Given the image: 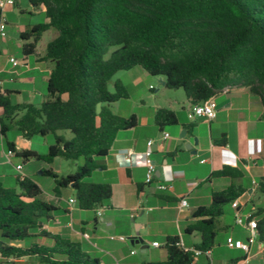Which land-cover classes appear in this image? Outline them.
<instances>
[{"label":"trees","instance_id":"obj_1","mask_svg":"<svg viewBox=\"0 0 264 264\" xmlns=\"http://www.w3.org/2000/svg\"><path fill=\"white\" fill-rule=\"evenodd\" d=\"M29 2L41 8L50 21L20 34L22 54L33 55L47 30L58 33L46 44L42 57L53 64L47 96L35 106L13 103L11 93H0V133L6 138L15 127L28 140L36 135L54 136L47 154L17 151L15 144L7 141L8 149L25 161L83 158L84 163L73 174L60 176L52 169L43 170L54 179L55 196L63 189H73L81 210H96L112 197L110 183L84 179L104 168L102 158L110 152L118 133L138 124L137 115L124 117L112 110L114 103L129 98L121 80H116L110 91L109 81L116 73L139 66L151 76L163 77L167 88L182 89L192 104L215 97L226 86L242 85L260 98L264 109V0ZM154 122L162 131L177 125L179 119L174 110L160 108ZM192 127V123L186 125L187 130ZM221 177L230 178V185L213 192L210 205L197 208L192 213L194 221L185 228L186 234L199 233L200 243L185 249L178 236L167 237L166 259L142 264H194L195 251L207 254L214 249L222 231L224 207L246 192L239 182L243 177L240 169L224 165L208 180ZM16 184L17 188L0 182V264H28L27 259L38 264H104L80 242L46 229L57 207L39 198L42 189L36 181L16 176ZM257 189L264 194V177ZM251 216L258 220L262 233L264 207Z\"/></svg>","mask_w":264,"mask_h":264},{"label":"crops","instance_id":"obj_2","mask_svg":"<svg viewBox=\"0 0 264 264\" xmlns=\"http://www.w3.org/2000/svg\"><path fill=\"white\" fill-rule=\"evenodd\" d=\"M16 5L17 0L13 7L3 8L5 19L6 14L14 12ZM30 14L41 17L42 21L39 23L50 21L41 8L34 7ZM27 27L26 25L22 26L21 33L28 30ZM50 30L54 29L47 31ZM5 40H1L4 41V45L0 46V80L2 81L0 93L7 94L9 92L11 93L10 97L14 93H21L19 87L10 85L16 80L6 76L9 65L12 66L10 69L12 72L18 70L21 65H25L26 70L22 79L25 82L35 84L37 78H41L48 84L53 64L42 59L45 52L43 55H38L34 61L29 60V56H24L22 61H18V66H13L9 61V58L12 57L9 56L10 47ZM22 44L19 45L20 48ZM30 73L32 74L30 75ZM161 83L165 86L164 78ZM178 90L180 89H175L177 92ZM185 99L186 101H183L184 112L178 111L176 108H169L177 113L179 119L177 125L167 126L162 131L159 130L154 122L155 113L158 109L167 107L157 106L150 117L146 118L147 125L151 123V119L153 120V129L149 138L136 137L137 128L129 131V134L134 135L130 139L122 135L123 133H118L110 152L103 161L104 168L97 169L105 174L103 182L112 185L113 194L107 205L104 203L96 210H81L76 203H69L70 199L76 201L75 194L71 193L69 188L63 189L59 197L54 196V199L50 201L56 205L57 210L52 213L53 221L45 226L46 229L54 234H60L80 242L84 250L104 264H142L145 261L165 260L167 256L165 249V252L162 253L152 252L153 259H134L126 253V243H116L109 236L113 233L117 234L120 228L126 227L128 219H131L135 231V236L130 237L131 244L136 247L132 240H138L141 244L140 250L145 256L149 251L147 243H149V235L152 234L151 230L154 225L159 227L158 234L165 241L167 237L178 236L182 247L192 249L194 245L200 243L201 237L196 232L187 234L195 241L186 245L185 228L194 221L192 213L197 208L210 205L213 192L224 190L230 185L231 179L226 177L208 180L213 171L221 169L224 165L236 167L243 172V177L239 182L244 185L246 192L237 200L242 214L253 213L255 209L249 210L247 203L254 193L259 192L257 185L259 180L264 177V109L260 98L253 95L246 86H232L229 92H221L214 97L218 111L216 118L211 121L205 118L191 121L188 118V111L193 104L187 97ZM178 102L175 100V103ZM137 118L139 119L138 116ZM190 123L193 124V127L191 130H187L186 125ZM156 130L162 133L160 138H157ZM183 131L186 132L183 133ZM164 133L168 134L167 139H164ZM195 138L197 139L196 143ZM148 141L153 142L152 160L156 167L155 180L150 184L145 183L146 166L144 163V152L147 149ZM13 143L17 151L32 150L21 148L17 143ZM27 144L31 145L28 139ZM186 145H191V150L186 149ZM7 152L0 155V182L2 183L9 177L6 165L21 164L20 162L13 164L12 159L16 157L15 155L11 159V163L7 162ZM53 171L57 173L55 170ZM22 175L29 177L23 173V169ZM161 183L167 185L166 190L158 189V185ZM183 198L186 199L187 205L180 207V200ZM230 207L235 214L231 203ZM260 207L264 206L261 205L257 209ZM77 209L90 211L93 216L85 219L75 215ZM98 212L101 215H98ZM223 217L222 231H226L229 226L226 223L223 225ZM127 226L129 227V225ZM230 227L226 233L225 242L228 237H232L236 241L246 240L242 236L243 233L247 236V231L243 227L235 224V227L239 228L237 231L234 227ZM98 232L104 234L101 235ZM127 235H132V232L127 230ZM155 241L158 242L152 240V246ZM158 243L159 247L153 246L156 250L162 246L160 242ZM213 251L214 249L207 254L198 255L194 264H208L209 262L212 264ZM130 254H133V251ZM242 256L241 251L239 255L227 258L222 263L237 264V260ZM255 259L264 260V255L260 253L258 245H254L251 249L250 264Z\"/></svg>","mask_w":264,"mask_h":264},{"label":"rangeland","instance_id":"obj_3","mask_svg":"<svg viewBox=\"0 0 264 264\" xmlns=\"http://www.w3.org/2000/svg\"><path fill=\"white\" fill-rule=\"evenodd\" d=\"M34 6L31 5L29 0H17V5L14 9L13 13L6 14V21H8V28H7V37H6V44L10 47V57H14L18 61H22L24 59V55L22 54V49L19 47L21 43L24 41L21 39V28L22 26H28L29 29L32 25L41 22V17L37 15H31L30 13L33 12ZM24 10V12H21ZM57 32L55 30L47 31L43 34L42 38L38 42L36 52L33 55L29 56V60L34 61V59L38 55H43L45 52L46 44L55 36ZM4 45V41L0 42V46ZM109 56V53L106 57ZM11 65H9L7 69L6 76L12 77L16 81L11 83L12 86H17L21 89V93L19 94H12L11 100L13 103H32L35 106H40L41 103L46 99L47 96V84L41 78H37L35 84H31L28 82L23 81V74H25V65H21V67L16 71H11ZM32 73H30L31 75ZM122 80L124 85L127 87L129 91V98L122 99L113 104V110L125 117H130L132 114H135L139 117L136 130V137L140 139H146L151 136V131L153 129V120L151 119L149 125H147L146 118L152 114L153 110L157 106L167 107V108H176L178 111L183 110V101H186V94L185 92L180 89L175 91L174 88H167L161 83L163 77L161 76H151L141 67L136 66L129 71H120L116 73L111 80L109 81V89L110 91L114 90V82L116 80ZM175 100H178V103H175ZM170 127V126H169ZM134 129V128H133ZM124 130L121 131L122 135H125L127 138H133V134H129L131 130ZM68 138L71 137V133L69 131H64ZM126 133V134H124ZM157 138L161 137V134L158 130L155 131ZM133 135V136H132ZM158 140V139H156ZM7 141L17 143L21 148H30L32 150L37 151L40 154H47L49 150V146L54 143V136L52 134H48L45 136L36 135L30 139L31 145L27 144V139L23 138L15 127H11L10 130L7 132V137L4 138L0 133V155L6 153L8 150ZM159 142V140L157 141ZM146 151V150H145ZM106 157V156H105ZM105 157L102 160H105ZM13 164L20 162L23 165V173L27 174L29 178L35 180L41 187L42 192L39 198L43 201H51L55 196L54 188L55 182L54 179L48 175L43 174V170L52 169L55 170L60 176H66L68 174H73L77 171L78 166H81L84 163L83 158L78 160H68L65 158H57L51 163L30 159L29 161H25L22 157L16 156L13 159ZM206 167V166H205ZM6 170L9 173V177L7 180L3 181V184L7 187H15L17 188L16 184V176L19 175L17 170L15 169V165L7 164ZM100 170V169H99ZM105 174L100 171H94L92 175L84 181L86 182H103ZM69 191L75 194V191L69 188ZM63 203V202H62ZM108 204V201L105 202ZM263 205L264 206V194L260 192H256L253 194L251 199L247 203V207L249 210H256L257 207ZM248 210V211H249ZM224 217H223V225L226 223L229 227L226 231H221L218 234L216 239V245L214 247V251L212 254V264H223V260L227 258H231L237 256L241 253V250L234 247L230 248L227 246L226 240V233L230 230V226L234 227L237 231L239 228L235 227L234 224V212L230 207V204L224 207ZM75 215H79L82 218L89 219L93 216L92 212L90 211H81L77 209L75 211ZM128 219L126 222V227L120 228L117 234L109 236L114 242L116 243H126L127 250L126 253L131 255L134 259L142 260L143 258L153 259V253L165 252L164 244L165 239L158 234V226L152 227V234L149 235V246L148 254L145 256L144 253L141 252L140 248H136L134 245L131 244L132 236H135L133 222ZM129 225V227L127 226ZM132 232V235H127V230ZM149 232V231H146ZM99 234L103 235L104 233L98 232ZM243 238H247L245 233L242 234ZM121 237H124L126 240H121ZM152 240H157L162 244L159 250H156L152 246ZM184 240L186 245L191 244L195 241V239L190 238L189 235H184ZM236 240V239H235ZM133 251V254L130 252ZM260 261V262H259ZM28 264H38L36 260H27ZM252 264H264V260L255 259L253 260Z\"/></svg>","mask_w":264,"mask_h":264},{"label":"built area","instance_id":"obj_4","mask_svg":"<svg viewBox=\"0 0 264 264\" xmlns=\"http://www.w3.org/2000/svg\"><path fill=\"white\" fill-rule=\"evenodd\" d=\"M15 5V0H0V6L2 9V12L0 13V41L6 39L7 37V21L5 19V16L3 15V8L4 7H13ZM10 63L13 66H18L19 62L17 59L11 57L9 58ZM2 85V81L0 80V87ZM232 86H226L222 89L223 93H227L230 91ZM218 106L217 103L213 98L199 104H193L191 108L188 111V118L191 121H195L199 118H205L209 121L213 120L217 116ZM164 139L168 138V134L164 133ZM152 141L147 142V149L144 152V163L146 166V175H145V183L150 184L155 180V173H156V167L152 160ZM15 153L8 149L7 152V159L9 163H11V159L14 157ZM16 170L18 171L20 177H24L22 175V169L23 165L18 164L15 166ZM158 189L161 191H164L167 189V185L164 183H161L158 185ZM70 204H75L76 201L73 199L69 200ZM187 202L186 199L180 200V207L186 206ZM231 206L235 210L234 214V222L236 225L243 227L247 231V238L243 241H236L232 237L227 238V245L230 247H236L240 249L243 253V256L238 260L237 264H250V256H251V249L254 245H258L260 253L264 255V231L261 233L259 231V225L258 220L255 218H252V213H248L246 215L242 214L240 210V204L238 200H235L231 203ZM98 215H101L100 212H98ZM87 236V235H85ZM121 240H126L124 237H121ZM158 242H153V246L159 247ZM195 254L198 256L201 254L200 251H195ZM1 258V255H0Z\"/></svg>","mask_w":264,"mask_h":264},{"label":"water","instance_id":"obj_5","mask_svg":"<svg viewBox=\"0 0 264 264\" xmlns=\"http://www.w3.org/2000/svg\"><path fill=\"white\" fill-rule=\"evenodd\" d=\"M165 84V83H164ZM174 89H177V88H174ZM101 112V103H98V105H97V113H100ZM186 131H183V133H185ZM181 137H182V135H181ZM197 142V139L195 138V143ZM191 148H192V146L191 145H186V149H189V150H191ZM194 153L196 152V151H193ZM132 243L133 244H136V247L137 248H140L141 247V244L139 243V241L138 240H132Z\"/></svg>","mask_w":264,"mask_h":264}]
</instances>
